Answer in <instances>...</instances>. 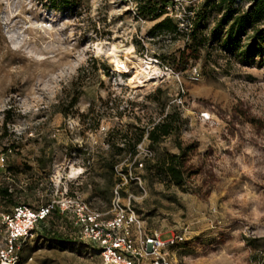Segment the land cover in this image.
I'll return each instance as SVG.
<instances>
[{
    "label": "rangeland",
    "instance_id": "1",
    "mask_svg": "<svg viewBox=\"0 0 264 264\" xmlns=\"http://www.w3.org/2000/svg\"><path fill=\"white\" fill-rule=\"evenodd\" d=\"M140 1L0 0V264H107L86 226L121 213L138 219L134 264H156L154 234L168 264H264V46L228 48L219 0H167L159 18ZM167 15L177 31L154 28ZM115 45L158 71L132 82L136 65L116 70ZM168 113L178 128L153 143ZM20 206L50 210L13 238L5 214Z\"/></svg>",
    "mask_w": 264,
    "mask_h": 264
},
{
    "label": "trees",
    "instance_id": "2",
    "mask_svg": "<svg viewBox=\"0 0 264 264\" xmlns=\"http://www.w3.org/2000/svg\"><path fill=\"white\" fill-rule=\"evenodd\" d=\"M58 5L65 6H77L81 4V0H53ZM220 3H224V11L222 16L217 22L216 29L220 34H224L228 43V48L234 44L243 49L242 52H248L255 48L264 46V0H251L252 4L248 8H244L239 5L236 0H219ZM138 8L139 14L144 18H159L166 13L167 0H141ZM145 2V3H142ZM155 29L177 31L178 25L174 23L173 18L169 15L158 21ZM195 34V32H193ZM217 35V34H216ZM195 39V36L192 37ZM248 39L247 44H241L242 39ZM139 44V43H137ZM180 120V115L174 117L173 114L168 113L161 121L155 124L151 130H149L148 137L153 142H159L162 137L171 134L177 130L178 125L175 122ZM143 138V133L134 142L132 148L135 149L137 143ZM136 149L133 151V154ZM138 163V162H136ZM182 161L179 160V155L172 154L171 161L167 165V172L177 182L181 183L184 178V171L182 169ZM58 212V207L55 209ZM47 216V215H46ZM45 216V217H46ZM44 217V218H45ZM43 219V218H42ZM34 229V228H33ZM32 229V230H33ZM54 238L58 240H66L60 232H54L52 234ZM24 237V236H21ZM17 263V262H16ZM15 263V264H16Z\"/></svg>",
    "mask_w": 264,
    "mask_h": 264
},
{
    "label": "built area",
    "instance_id": "3",
    "mask_svg": "<svg viewBox=\"0 0 264 264\" xmlns=\"http://www.w3.org/2000/svg\"><path fill=\"white\" fill-rule=\"evenodd\" d=\"M70 200H68L69 203ZM68 205V204H67ZM49 208H42L39 212H34L27 207H17L12 215L5 214V220L9 227L10 235L13 238L28 236L38 220L44 218ZM91 218V217H90ZM93 218V217H92ZM92 222L91 226H86L87 230H91V237L94 240L101 241L105 248L103 255L107 264H134L135 257L137 255L143 256L141 249H137L134 245V241L130 236L129 227L138 222L137 217L134 214L127 216L125 213H121L115 217L108 225H102L97 222V217L89 219ZM97 225H94L96 224ZM112 227L113 230L109 231L108 228ZM124 227L125 232L118 233L117 229ZM147 253L155 254L156 264H168L165 261V257L161 255L160 248L164 245L159 239L158 234H154L146 240ZM9 254L5 257L8 258ZM10 262L16 263V257L10 256Z\"/></svg>",
    "mask_w": 264,
    "mask_h": 264
},
{
    "label": "bare ground",
    "instance_id": "4",
    "mask_svg": "<svg viewBox=\"0 0 264 264\" xmlns=\"http://www.w3.org/2000/svg\"><path fill=\"white\" fill-rule=\"evenodd\" d=\"M121 50H125V51H129L130 48H118L116 45L113 46V48L109 51L110 56L112 57V61L114 62L115 66H116V70L118 71H129V66H128V62H131L132 64L136 65V75L131 79V81L133 82V80L139 75V74H144L149 75V76H153L156 74V72L158 71V68H156V66H153V63L155 61H153L152 59H144L141 58L137 55H134L135 59L137 60V62H133L129 57H126V60H122L118 54L117 51H121ZM119 53V52H118ZM133 56V55H132ZM134 60V59H133ZM135 70V69H134ZM147 77V76H146ZM143 78V77H142ZM149 79V78H148ZM135 81V80H134ZM78 173H80V170L77 171L74 168H72V170L70 171V175L71 177H75L78 175ZM4 264H10L8 262L4 263Z\"/></svg>",
    "mask_w": 264,
    "mask_h": 264
}]
</instances>
